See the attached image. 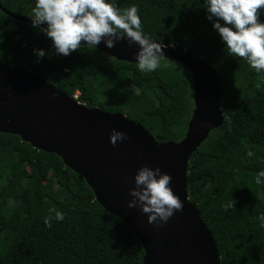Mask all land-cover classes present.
<instances>
[{
  "label": "trees",
  "instance_id": "16d2710c",
  "mask_svg": "<svg viewBox=\"0 0 264 264\" xmlns=\"http://www.w3.org/2000/svg\"><path fill=\"white\" fill-rule=\"evenodd\" d=\"M115 2L122 9L135 4L152 39L178 45L217 71L225 119L188 160V199L212 234L220 264H264V184L255 183L264 168V74L223 49L202 0ZM33 3L0 0L1 62L20 66L69 96L78 92L88 107L124 115L157 142L183 138L194 92L182 64L164 59L166 67L140 73L135 63L98 49L57 56L42 32L5 13L29 18ZM206 20L208 32L202 30ZM34 49L49 55L38 60ZM147 103L152 108L142 110ZM249 150L253 157L245 155ZM49 208L65 217L45 227ZM142 259L131 230L98 204L84 179L59 156L0 133V264H143Z\"/></svg>",
  "mask_w": 264,
  "mask_h": 264
},
{
  "label": "water",
  "instance_id": "95a60500",
  "mask_svg": "<svg viewBox=\"0 0 264 264\" xmlns=\"http://www.w3.org/2000/svg\"><path fill=\"white\" fill-rule=\"evenodd\" d=\"M5 13L31 24L30 18ZM158 44L165 59L182 64L192 77V113L180 141L157 142L144 127L124 115L79 104L22 67L1 61L0 133L17 135L39 151L56 154L80 175L98 204L139 240L143 264H220L212 234L196 204L188 199L186 173L190 156L225 119L219 106L221 83L217 71L203 58L178 45ZM96 49L111 58L135 63V46L123 40L111 49L103 43ZM113 129L127 139L113 146L109 141ZM144 165L159 167L170 175V187L183 205L159 226L149 224L139 208L127 206L133 176Z\"/></svg>",
  "mask_w": 264,
  "mask_h": 264
},
{
  "label": "clouds",
  "instance_id": "9594fccd",
  "mask_svg": "<svg viewBox=\"0 0 264 264\" xmlns=\"http://www.w3.org/2000/svg\"><path fill=\"white\" fill-rule=\"evenodd\" d=\"M201 7L223 49L230 56L242 58L257 74H264V21L260 20L264 0H202ZM29 18L32 27L50 40L57 56H68L82 47L96 49L101 43L111 49L123 40L136 48L134 61L138 72L151 73L167 66L162 63L166 57L163 47L144 31L135 4L122 9L115 0H34ZM33 51L38 60L49 55L43 49ZM125 139L127 137L115 129L110 133L109 141L113 146ZM245 155L253 157L254 153L249 150ZM170 181V175L161 172L159 167H140L133 176L134 187L129 189L131 199L127 206L139 208L147 215L149 224L166 223L183 207ZM255 183L264 184V168L255 174ZM234 203L232 199L224 205L225 211ZM64 217V212L49 208L43 223L51 227L53 219L60 222Z\"/></svg>",
  "mask_w": 264,
  "mask_h": 264
},
{
  "label": "rangeland",
  "instance_id": "374dc122",
  "mask_svg": "<svg viewBox=\"0 0 264 264\" xmlns=\"http://www.w3.org/2000/svg\"><path fill=\"white\" fill-rule=\"evenodd\" d=\"M209 23H210V22H209ZM209 23H207V20L204 21V24H202V30H203V31L208 32V30H209V28H208V24H209ZM152 106H153V105H151V103H147V104L143 105V106L141 107V109H142V110L150 109V108H152ZM10 203H11V202H10ZM13 204H14V203H13ZM13 204H11V205H13Z\"/></svg>",
  "mask_w": 264,
  "mask_h": 264
},
{
  "label": "built area",
  "instance_id": "2783aa9c",
  "mask_svg": "<svg viewBox=\"0 0 264 264\" xmlns=\"http://www.w3.org/2000/svg\"><path fill=\"white\" fill-rule=\"evenodd\" d=\"M73 98L76 99V100H78V93H75V94L73 95Z\"/></svg>",
  "mask_w": 264,
  "mask_h": 264
}]
</instances>
